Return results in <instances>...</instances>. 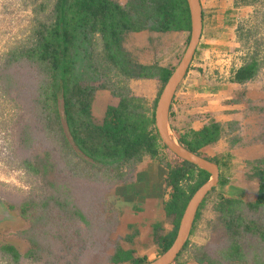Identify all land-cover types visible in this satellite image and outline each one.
<instances>
[{
    "label": "trees",
    "instance_id": "1",
    "mask_svg": "<svg viewBox=\"0 0 264 264\" xmlns=\"http://www.w3.org/2000/svg\"><path fill=\"white\" fill-rule=\"evenodd\" d=\"M45 6L42 2L36 8L42 11ZM49 19L34 27L32 45L13 49L8 60L9 63L24 61L37 69L39 79L34 102L39 106L46 127L54 130L60 147L58 156L66 164L70 163L73 174L81 165V168L91 169L100 179L113 173L112 179L120 181L145 156L158 159L161 149H165L170 157L166 164V183L172 192L164 210L168 217L173 218L177 231L190 197L209 179L210 174L176 156L161 143L155 128L154 110L149 114L143 99L131 94L126 86L112 92L119 98L117 104L107 105L101 119L95 121L92 101L97 88L103 85H82L81 80L91 66L87 61L91 56L89 49L93 35L97 34L101 38L103 59L119 75L136 80L157 79L165 84L174 68L133 61L123 47L124 36L145 30L190 32L186 1L127 0L123 5L115 0H53ZM258 68L256 58H251L233 69L229 80L240 84L248 82L257 74ZM223 133L222 123L210 121L199 130L184 132L177 140L187 150L201 156L200 150L217 142ZM238 142V138H233L230 145ZM126 169L130 172L127 173ZM254 176L258 179L254 202L223 196L218 198L214 211L228 236L222 246L213 245L212 253L203 251L204 247H196L193 255L196 263L264 264V169H256ZM54 183L60 197L64 198L63 204H71L72 214L88 226L97 240L109 241L119 221L118 210L113 202H108L105 191L93 186L74 187L56 166ZM225 183L220 176L219 184ZM205 200L194 222L200 217ZM8 207L17 209L21 218L36 210L24 204ZM245 210L258 212L259 220L246 218L243 215ZM175 235L176 232L169 240L162 239L163 252L170 247ZM188 244L189 240L183 249ZM0 249L14 260L20 258L14 244L0 243ZM131 259L130 252L117 248L110 263Z\"/></svg>",
    "mask_w": 264,
    "mask_h": 264
},
{
    "label": "rangeland",
    "instance_id": "2",
    "mask_svg": "<svg viewBox=\"0 0 264 264\" xmlns=\"http://www.w3.org/2000/svg\"><path fill=\"white\" fill-rule=\"evenodd\" d=\"M242 1L248 5V11L237 26L236 58L230 69L239 67L251 58H256L259 68L252 80L241 85L234 84L233 99L236 98L241 104L235 109V117L221 122L224 126L221 142L241 156V162L235 163L238 167L231 164L229 168L228 162L232 163L229 158L226 157L227 165L219 161L222 178L235 187V192L232 190L234 196L245 202H254L258 190V179L254 172L264 169V0ZM42 2L46 6L38 11L36 7ZM52 6L53 0H0V199L7 206L24 204L36 209V213L34 211L28 217L21 218L17 209L10 210L8 207L16 221L0 225V243L14 244L20 258L14 260L0 249V264H112L110 258L116 250V243L111 239L97 240L88 226L72 214L71 204H63L64 198L60 197L54 183V166L76 188L93 186L105 191L108 202H113L116 209V188L126 179L114 180L113 173L100 179L91 169L81 168V165L75 174L71 173L70 163L66 164L58 156L60 147L54 130L46 127L39 106L34 102L39 79L37 69L24 61L9 63L8 60L13 49L32 45L34 27L41 21H50ZM151 34L158 36L149 38L153 59L146 57L148 53L146 56L137 53L133 47L137 42L133 40L134 36H124L123 47L137 63L151 60L153 64L175 68L187 48L190 35L182 46H177L162 38L166 35ZM145 41V38H141L137 43ZM91 42V56L86 59L91 66L81 84L103 85L97 88L92 101L95 121L101 119L109 102H118L119 98L112 92H118L120 86L128 87L131 94L142 98L151 114L164 84L157 79L136 80L119 75L103 59L100 36L93 35ZM140 52L146 51L140 49ZM230 76L229 68L226 75L214 74L217 82L228 83ZM249 90H253L251 96L246 94ZM168 129L177 139L180 133L174 132L169 123ZM233 138H238L239 142L231 146L230 140ZM250 147L256 148L260 156L244 160V154ZM158 160L168 167L166 164L170 162V157L165 149H161ZM135 167L131 172L126 169V172L132 174ZM224 188L218 183L207 195L201 215L193 223L195 228L192 227L189 244L173 264H195L193 255L196 247H204L203 251L212 253L213 245H223L228 234L217 218L214 205ZM243 215L259 220V214L255 211L245 210Z\"/></svg>",
    "mask_w": 264,
    "mask_h": 264
},
{
    "label": "crops",
    "instance_id": "3",
    "mask_svg": "<svg viewBox=\"0 0 264 264\" xmlns=\"http://www.w3.org/2000/svg\"><path fill=\"white\" fill-rule=\"evenodd\" d=\"M115 1L123 5L127 2V0ZM199 1L202 10V33L188 70L174 93L169 111V126L180 135L186 130H199L212 120L221 123L235 117L237 115L235 109L241 104L239 100H235L236 98L233 99L235 95L232 92L235 88L234 84H241L230 80L228 83L217 82L214 74L226 75L228 68L230 73L233 70L230 67L236 58L234 47L237 39V26L248 11V5H245L242 0ZM150 32L166 35L162 38L170 40V44H177V46H182L189 35L188 31L145 30L127 33L125 36L130 38L134 36L133 40L137 42H140L141 38L146 39L145 43L136 42L133 47L142 56L148 53L146 57H151V59H153V54L149 50V38L158 36H152ZM142 33L144 35L140 36ZM146 47L148 49H145ZM140 49L146 52L141 53ZM146 63L153 64L151 60L143 62V64ZM252 93L253 90H249L246 94L251 96ZM110 104L117 103L109 102ZM256 151V148H247L243 159H255L260 156ZM200 152L202 157L218 164L221 181L226 182L224 185L219 184L225 187L222 196L242 200L234 196L232 190L235 192V187L222 178L220 169V161L225 162L227 158L232 162H228L229 168L231 164L232 167H238L235 163L241 162L239 159L241 156L233 153V150L225 146L221 139L204 146ZM205 152L207 154H204ZM222 157L223 159H220ZM167 176L168 169L165 165L158 159L145 156L136 165L133 173L125 178L126 182L116 188L114 198L119 199H117L119 222L110 239L116 243V249L128 251L132 255L131 260L118 264H138L139 262L152 264L163 253L164 241L162 239L169 240L176 232L173 218L168 217L164 210V204L170 199L172 192V188L166 183ZM192 227L195 228V224ZM193 262L198 264L194 260ZM185 264L193 263L186 262Z\"/></svg>",
    "mask_w": 264,
    "mask_h": 264
},
{
    "label": "water",
    "instance_id": "4",
    "mask_svg": "<svg viewBox=\"0 0 264 264\" xmlns=\"http://www.w3.org/2000/svg\"><path fill=\"white\" fill-rule=\"evenodd\" d=\"M189 10L190 32L187 48L174 68L172 74L164 84L154 109V121L157 134L163 143L176 156L186 160L210 174L209 179L203 183L190 197L179 221L175 238L170 247L162 253L152 264H172L185 246L190 235L196 213L213 188L219 182V166L202 156L194 154L183 147L177 139L172 138L167 131L169 111L174 93L183 80L202 33V10L199 0H185ZM16 221L6 203L0 199V225L4 222Z\"/></svg>",
    "mask_w": 264,
    "mask_h": 264
},
{
    "label": "bare ground",
    "instance_id": "5",
    "mask_svg": "<svg viewBox=\"0 0 264 264\" xmlns=\"http://www.w3.org/2000/svg\"><path fill=\"white\" fill-rule=\"evenodd\" d=\"M167 131H168V133L170 134V136H171L172 138H174V137L171 135V133L169 132V129H168V127H167Z\"/></svg>",
    "mask_w": 264,
    "mask_h": 264
},
{
    "label": "clouds",
    "instance_id": "6",
    "mask_svg": "<svg viewBox=\"0 0 264 264\" xmlns=\"http://www.w3.org/2000/svg\"><path fill=\"white\" fill-rule=\"evenodd\" d=\"M232 72V71H231ZM213 162V161H212ZM217 164V163H216ZM220 174V173H219ZM219 179H220V177H219ZM219 183V182H218ZM214 189V188H213ZM173 264V263H172Z\"/></svg>",
    "mask_w": 264,
    "mask_h": 264
}]
</instances>
